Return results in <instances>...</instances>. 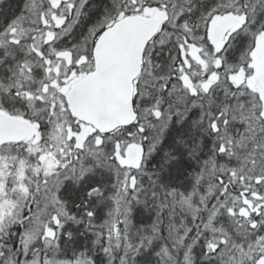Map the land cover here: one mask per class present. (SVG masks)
Listing matches in <instances>:
<instances>
[{"label":"snow or ice","instance_id":"obj_1","mask_svg":"<svg viewBox=\"0 0 264 264\" xmlns=\"http://www.w3.org/2000/svg\"><path fill=\"white\" fill-rule=\"evenodd\" d=\"M0 264H264V0H0Z\"/></svg>","mask_w":264,"mask_h":264}]
</instances>
